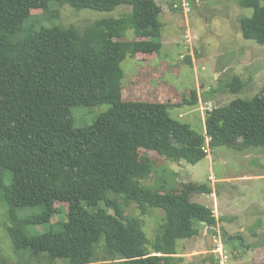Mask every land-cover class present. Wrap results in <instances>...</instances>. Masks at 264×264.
I'll list each match as a JSON object with an SVG mask.
<instances>
[{"label": "trees", "instance_id": "16d2710c", "mask_svg": "<svg viewBox=\"0 0 264 264\" xmlns=\"http://www.w3.org/2000/svg\"><path fill=\"white\" fill-rule=\"evenodd\" d=\"M50 1L0 0V191L13 253L27 254L35 264H52L48 258L65 259V264H180L178 242L198 235L202 223L217 225L212 209L192 201L193 195L212 193V187L186 182L168 190L160 183L152 190L142 185L157 164L148 151L195 164L207 156L201 149L205 136L210 150L264 146V94L213 105L204 116L203 132L195 131L172 118L169 110L198 105L196 88L178 93L159 84L158 93L137 99L151 76L160 73V81L168 66L158 62L154 71L162 49V8L155 0H56L76 9L110 11L125 4L132 10L95 20L82 31L25 24L32 10L46 11ZM240 4L253 9L239 19L243 37L264 45V3ZM128 30L134 39H124ZM127 56L143 65L129 79L125 94L122 62ZM180 59L192 64L189 55ZM227 87L236 93L243 82L235 76ZM99 104L109 108L92 124L74 127L73 106ZM56 202L67 205L61 223L51 222L60 213ZM100 202L105 208L97 207ZM130 202L141 214L147 207L163 209L161 235L153 242L140 218L124 213ZM26 208L31 212L22 215ZM38 225L47 229L28 232ZM221 234L227 232L222 229ZM236 238L240 242L235 249L248 248L242 235ZM99 245L104 248L101 258L96 257Z\"/></svg>", "mask_w": 264, "mask_h": 264}, {"label": "rangeland", "instance_id": "374dc122", "mask_svg": "<svg viewBox=\"0 0 264 264\" xmlns=\"http://www.w3.org/2000/svg\"><path fill=\"white\" fill-rule=\"evenodd\" d=\"M182 1L155 0L162 8L158 17L162 25L159 40L164 45L156 55L157 60L153 63V66H156L154 71L159 69L158 62L164 61L168 66H165L167 70L163 72L160 81V73L151 76L150 83H146L145 87L138 91V95H143V97H137V99H145V96H153L158 93L159 84L160 86L170 85L178 93L202 86L201 105L212 100L213 105L223 106L235 98L250 99L258 94H264V45L244 38L239 25L240 17L252 15L253 9L241 6L240 0H186L189 4V11L184 15L181 9H175V11L171 9L172 3L181 5ZM131 10V7L125 4L118 5L110 11L89 8L76 9L69 4L51 0L46 11L32 10V16L26 20L25 24L62 29L74 26L82 31L88 23L99 19L118 18L130 13ZM186 24L196 35L191 65L183 62L179 57L187 49L182 43ZM134 38L132 30L125 32L124 39ZM199 52L202 54L201 56H198ZM141 65L143 62L129 56L122 62L124 71L122 87L125 86V94L128 80L138 72ZM215 73H218L217 76ZM235 76L243 82V87L233 93L227 84ZM210 89L216 91L212 95H207ZM149 92L152 94L149 95ZM167 92L165 91V93ZM201 105L171 107L169 113L172 118L188 123L195 131L203 132L205 113L200 109ZM108 108V104L73 106L71 113L74 127L80 128L92 124ZM148 153L157 159V164L152 173L141 180V183L152 190L157 189L160 183H164L168 190L186 182L201 183L207 186H211L213 183L215 193H221L225 189L227 194L232 197L236 196L238 200L243 196L244 200L240 203L246 207L243 214L246 217L236 219L233 227L238 229L237 233L229 234L227 232L225 237L222 236L224 245L230 254L229 263L264 262V180L234 181V184H245L243 185L245 186L244 191H241L239 187L231 189V185H228L227 182L217 180L219 177L229 174L234 175L233 172L252 175L264 173V146H252L248 149H238L228 145L216 146L211 148L209 159L205 157L195 164L184 160L180 161L181 167L176 176L171 169L177 167L178 162L168 160L154 151H148ZM212 155L216 157L212 159ZM5 174L7 175L6 182H9L10 171L6 170ZM215 178L216 180H212ZM220 195L221 197L226 196L224 193ZM116 200L123 201L120 197H117ZM192 201L208 207L212 206V197H206V193L193 195ZM55 206L60 209V213L56 214L51 222L61 223L66 220L67 205L56 202ZM104 206L103 202L97 205L101 208H105ZM123 209L126 215L140 218L142 229L151 242L161 235V225L165 221L163 209L147 207L145 214H141L136 203L133 202L128 203ZM108 211L113 213L111 209ZM30 212L31 210L27 208L20 211L22 215ZM7 216L6 203L0 191V264H35L34 260H31L32 263L28 261L27 254L17 256L13 253L12 240L7 232L9 224ZM241 225L244 226L245 231H240ZM58 227L56 226L55 229ZM46 229V225H38L30 227L28 232L40 233ZM220 230L222 231L221 228ZM208 234L210 233L207 232ZM237 235H242L243 244L248 248L237 246L235 249V245L240 242L236 238ZM100 243L103 244V238ZM178 243L180 252L188 251V256L196 255L190 257L192 260L188 264H215L212 256L208 255L207 238L204 234L201 233L198 238L192 237ZM103 254L104 248L101 245L97 246L96 257L101 258ZM48 263L65 264L66 260L58 258L49 260L48 258ZM37 264H39L38 261ZM181 264H186V262Z\"/></svg>", "mask_w": 264, "mask_h": 264}, {"label": "crops", "instance_id": "0c3cea01", "mask_svg": "<svg viewBox=\"0 0 264 264\" xmlns=\"http://www.w3.org/2000/svg\"><path fill=\"white\" fill-rule=\"evenodd\" d=\"M163 45H162V47H163ZM201 55L202 54L199 52L198 56H201ZM192 63H193V61H192ZM217 74L218 73H215V76H217ZM198 87L199 88H196V87L195 88L197 89L198 95L200 96L199 104L201 105V93H200V91H201L202 86H198ZM208 102H212V100H208ZM212 103H214V102H212ZM213 156L214 155H212V159H214L216 157V156H214V158H213ZM206 158L209 159L208 156H206ZM176 166L177 167H174V169H171L174 176H176V173L178 172V170H180L181 163L178 162L176 164ZM233 173H235V174L234 175L229 174L225 177H219L217 180L227 182L228 185H231L230 186L231 189H234V187H239L241 189V191L245 188V186H243L245 184H242V183L234 184V181H236V180L237 181H253L256 179H263L264 180V173H258L255 175H252L250 173H244V172H233ZM212 180H216V178L212 179ZM233 185H237V186H233ZM211 187H212V193L206 194V197H208V196L212 197V206H210L209 208L215 212V218L218 219L216 226L219 227V229L220 228L224 229L229 234L237 233L238 229H235L233 227V225L236 222V219L246 217L245 215H243L245 213L246 207L240 203V202H243V200H244L243 196H241L238 200V198L236 196L232 197L229 194H227L225 189L222 190L221 193L220 192L215 193V191L213 189V183L211 184ZM226 187H228V186H226ZM230 187H228V188H230ZM223 193L226 194V196L221 197L220 194H223ZM202 225L203 226L198 227L199 233H198V235L194 236V238L195 237L198 238L201 233L204 234L205 237L207 238V231L208 230L205 228L204 223H202ZM244 229H245L244 226L241 225L240 231H245ZM183 240L185 241L187 239H183ZM179 242H181V241H179ZM178 246H179V243H178ZM178 246H177L178 254H176V256L182 257L183 258L182 262H186V264H188L192 260V259L190 260V257L192 258V256H196V255L188 256L189 255L187 253L188 251H181L180 252ZM208 255L212 256L211 254H208ZM182 262H179V263L181 264ZM213 262H214V259H213Z\"/></svg>", "mask_w": 264, "mask_h": 264}, {"label": "built area", "instance_id": "2783aa9c", "mask_svg": "<svg viewBox=\"0 0 264 264\" xmlns=\"http://www.w3.org/2000/svg\"><path fill=\"white\" fill-rule=\"evenodd\" d=\"M173 8L175 9H181L183 14L185 15L189 11V4L186 0H183L181 2V5L174 3ZM196 39V35L189 29L188 25L186 24V29L184 31V34L182 36V43L187 47L186 51L181 53L179 55L180 58H184L186 55H189L193 61V50H194V40ZM213 107L212 102H205L204 105L200 106V109L206 114L207 111H210ZM209 137L205 136V145L201 147L202 151H204L207 156L210 155V149L208 147ZM213 215L215 216V212L212 211ZM205 228L207 230H212L210 235L211 240V255L214 259L215 264H230V254L228 253V250L226 249L223 239L221 230L219 227H209L205 225Z\"/></svg>", "mask_w": 264, "mask_h": 264}, {"label": "water", "instance_id": "95a60500", "mask_svg": "<svg viewBox=\"0 0 264 264\" xmlns=\"http://www.w3.org/2000/svg\"><path fill=\"white\" fill-rule=\"evenodd\" d=\"M213 158H214V156H213ZM207 246H208V253L210 254L211 252H210V250H211V240H210V235L208 234L207 235Z\"/></svg>", "mask_w": 264, "mask_h": 264}]
</instances>
